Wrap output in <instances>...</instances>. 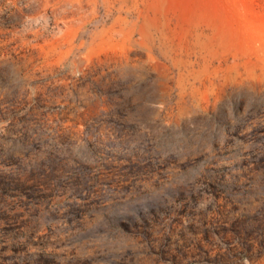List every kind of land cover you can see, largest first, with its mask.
Segmentation results:
<instances>
[{
  "label": "rangeland",
  "instance_id": "obj_1",
  "mask_svg": "<svg viewBox=\"0 0 264 264\" xmlns=\"http://www.w3.org/2000/svg\"><path fill=\"white\" fill-rule=\"evenodd\" d=\"M0 264H264V0H0Z\"/></svg>",
  "mask_w": 264,
  "mask_h": 264
}]
</instances>
